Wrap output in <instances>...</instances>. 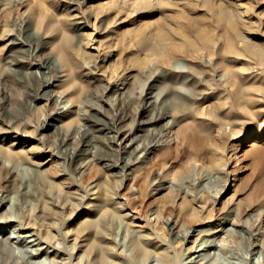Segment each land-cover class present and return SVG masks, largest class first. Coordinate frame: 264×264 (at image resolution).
I'll return each mask as SVG.
<instances>
[{"label": "rangeland", "instance_id": "374dc122", "mask_svg": "<svg viewBox=\"0 0 264 264\" xmlns=\"http://www.w3.org/2000/svg\"><path fill=\"white\" fill-rule=\"evenodd\" d=\"M111 1L0 0L6 18L4 23L0 15V219L15 215L44 237L49 230L60 248L85 245L90 250L93 244L115 241L121 252L116 264H171L169 252L184 254L180 246L163 252L172 233L234 218L247 234L258 233L264 264V0H160L149 8L129 3L135 0L109 7ZM217 13L228 17L219 19ZM151 20L158 27L151 24L138 37L129 34ZM195 26L216 43L200 50L185 44L184 37L197 41ZM5 30L15 34L4 37ZM68 33L72 37L64 43ZM165 33L174 40L163 41ZM18 35L22 46L19 40L9 44ZM165 47H172V55L188 68L183 78L157 59ZM40 59H47L43 67ZM110 64L123 78L113 80ZM42 75L54 79L37 92ZM144 91L150 93L146 100ZM160 114L165 116L159 128L172 119L178 122L172 129L177 137L160 138L145 163L115 167L117 154L111 149L116 146L110 139L128 136L124 143L132 139L131 148L147 143L154 128L147 121ZM61 135L87 142L72 164L73 145L60 146ZM33 168L44 171L40 188L47 193L38 192ZM45 202L51 212L42 210ZM192 208L198 214H191ZM152 213L156 226L141 228L137 222ZM96 220H103L105 230L91 228ZM19 226L10 221L0 229L5 237L13 236ZM137 242L147 250L145 256L135 248ZM230 245L239 255L246 240L232 236ZM0 255L1 264L15 263Z\"/></svg>", "mask_w": 264, "mask_h": 264}, {"label": "bare ground", "instance_id": "6f19581e", "mask_svg": "<svg viewBox=\"0 0 264 264\" xmlns=\"http://www.w3.org/2000/svg\"><path fill=\"white\" fill-rule=\"evenodd\" d=\"M198 1V0H196ZM202 1V0H201ZM155 2H160L157 1V0H135V1H132V2H129V3H132L133 5H143L145 7H152V5L155 4ZM119 3H123V4H127V0L125 1H122L121 0H112L110 3H109V7H115L117 6ZM210 3H212V1H210ZM108 5V4H107ZM141 6V7H143ZM199 6V4H198ZM140 7V8H141ZM207 7V6H206ZM144 8V7H143ZM210 8V7H209ZM221 8V7H219ZM219 10V9H218ZM217 10V11H218ZM0 11H2V9H0ZM119 12V11H118ZM223 12V11H222ZM226 12V11H225ZM168 13V12H167ZM118 14V13H117ZM218 14V13H217ZM1 15V20L2 22H6V18H2V14L0 13ZM220 14H218L217 18L220 19V17H228V16H219ZM222 15V14H221ZM230 15V14H229ZM117 16V15H116ZM189 17V16H187ZM230 17H232L230 15ZM122 18V17H121ZM192 18V17H191ZM218 19V20H219ZM225 19V18H224ZM123 20V19H122ZM129 20V19H128ZM131 20V19H130ZM188 20V18H187ZM191 20V19H190ZM232 20V19H230ZM64 21V20H63ZM67 22V20H65ZM118 21V20H117ZM125 21V20H123ZM152 21V20H151ZM86 22V21H85ZM115 22V21H114ZM147 22V21H145ZM149 22V21H148ZM155 22V21H154ZM228 22H230L228 20ZM38 23V22H37ZM62 23V22H61ZM89 24V22H87ZM118 23V22H117ZM156 23V22H155ZM153 21L152 23H143V26H138V27H135V30H133L132 32H130L129 34L130 35H138V32L141 31V30H146V29H149L151 26V24L154 26ZM190 23V22H189ZM232 23V25H231ZM67 24V23H66ZM64 23V25H66ZM73 24V23H72ZM157 24V23H156ZM155 24V26H156ZM192 24V23H191ZM230 24V25H229ZM64 25L62 26V28H64ZM194 25V24H193ZM228 25L231 27H234L235 24H233V20L232 22L228 23ZM66 26H69V23L68 25ZM88 26V25H87ZM136 26V25H135ZM158 27V26H156ZM193 26H191L192 28ZM196 27V26H195ZM59 28V27H58ZM67 28V27H65ZM64 28V29H65ZM134 28V26L132 27ZM131 28V29H132ZM154 28V27H153ZM152 28V29H153ZM179 28V27H178ZM197 29L195 30V38H197L196 42L195 41H188V38L183 37L185 38V44L186 43H189L194 50H200V49H203L204 46H213V44H215V40L209 36H207L205 34V32L203 30H198V27H196ZM3 29V28H2ZM57 29V27L55 28ZM63 29V31H64ZM70 29V28H69ZM161 29V28H160ZM164 29V28H163ZM230 29V28H229ZM233 28H231V34L234 35V32H236L235 30V27H234V32L232 31ZM58 30H61L60 28ZM162 30V29H161ZM172 30V29H171ZM180 30V28H179ZM178 30V31H179ZM182 30V29H181ZM193 30V29H192ZM2 31V30H1ZM67 31V29H66ZM131 31V30H130ZM156 31V30H155ZM153 31V32H155ZM159 31V30H158ZM167 31L168 33H170V30H165ZM177 31V32H178ZM35 32V31H34ZM60 32V31H59ZM157 32V31H156ZM155 32V33H156ZM160 32V31H159ZM158 32V33H159ZM162 32V31H161ZM229 32V33H230ZM233 32V33H232ZM151 33V32H150ZM164 33V32H163ZM161 33V34H163ZM176 33V32H175ZM15 33L12 31V30H9V31H6L4 32V37L6 36H13ZM127 34V37L128 35ZM140 34V33H139ZM141 34L143 35V31H141ZM149 35V33H147ZM126 35V34H125ZM158 35V34H157ZM181 35V34H180ZM139 36V35H138ZM137 36V37H138ZM150 36V35H149ZM153 36V35H152ZM156 36V34L154 35ZM212 36V35H211ZM239 36L241 35H238V38ZM70 36L69 33L68 34H65V37H64V43H68L69 40H70ZM82 37L83 34H82ZM131 37V36H130ZM142 37V36H140ZM231 37V36H230ZM233 37V36H232ZM245 37V36H243ZM150 38V37H149ZM149 38L147 40H149ZM158 38V37H157ZM246 38V37H245ZM131 39V38H129ZM139 39L138 41H142L141 38H137ZM230 39V38H229ZM228 39V40H229ZM19 40L17 44H19L21 47L22 46V43L23 41L20 39L19 35L17 36V38H11L10 39V43L9 44H16V41ZM146 40V39H145ZM165 40H168L169 42H171L172 40H174L173 36L172 35H169L167 33L164 34V37H163V41ZM231 40H233V38H231ZM240 40V39H239ZM248 40V39H247ZM92 41V40H90ZM137 41V42H138ZM134 42V40H133ZM242 42H243V39H242ZM248 42V41H247ZM139 43V42H138ZM142 43V42H141ZM155 43V42H154ZM230 43V42H229ZM8 44V45H9ZM150 44V43H148ZM249 44V43H248ZM70 45V43L68 44ZM138 45V44H137ZM141 46V44H139ZM143 45V44H142ZM147 44L144 43V46L145 47ZM243 45V44H242ZM244 45H245V42H244ZM28 51H32L31 46L28 45ZM67 46V45H66ZM152 46V45H151ZM177 46H179V44L177 43ZM70 47V46H69ZM185 47V46H183ZM216 47V45H215ZM232 47V46H231ZM247 47V46H246ZM58 48V47H57ZM214 48V47H213ZM145 49V48H144ZM157 48H155V51H156ZM246 49H249L246 48ZM252 49L254 50V48H250V50L252 51ZM57 50V49H56ZM59 50V49H58ZM95 50V48H94ZM142 50V48H141ZM152 50V49H151ZM233 50V49H232ZM243 50V48H242ZM248 50V51H250ZM61 51V50H60ZM59 51V52H60ZM159 51V50H158ZM157 51V52H158ZM174 49L172 47H165V48H162L160 50L161 54H157L158 57L157 59L159 61H162L164 62L165 64H169V66L171 68H173L176 72V77L177 78H183L184 75L183 74V70L184 71H187L188 68L185 67V64L183 61H181L180 59H176L172 53H173ZM230 51V50H229ZM255 51V50H254ZM257 51V50H256ZM151 52V51H150ZM156 52V53H157ZM258 52V51H257ZM256 52V53H257ZM61 53V52H60ZM63 53V52H62ZM153 53V52H152ZM159 53V52H158ZM167 53V54H166ZM195 53V52H194ZM259 53V52H258ZM57 54V53H56ZM68 54V53H67ZM65 54V55H67ZM111 54V53H110ZM150 54V53H148ZM232 54V52H231ZM246 54V53H244ZM151 55V54H150ZM149 55V56H150ZM257 55V54H256ZM63 56V55H61ZM195 56V54H194ZM247 56V55H245ZM255 57V56H254ZM60 58V57H59ZM66 58V57H65ZM105 58V56L103 57ZM107 58V57H106ZM155 58V57H154ZM153 58V59H154ZM179 58V57H177ZM62 59V58H61ZM64 59V57H63ZM116 59V58H114ZM139 59V58H138ZM145 59V58H143ZM156 59V60H157ZM211 59V58H210ZM117 61V60H116ZM115 61V62H116ZM141 61V60H140ZM16 62H20L19 60H16ZM134 62V61H133ZM143 62H145V60H143ZM147 62V60H146ZM156 62V61H155ZM47 63V59H40V61H38V66L39 67H43L45 64ZM114 63V62H113ZM138 63V62H137ZM136 63V64H137ZM142 63V62H140ZM13 64H15V62H13ZM108 64V63H107ZM146 64V63H145ZM135 65V64H134ZM133 65V66H134ZM142 66V65H141ZM107 68V67H105ZM127 68V67H126ZM125 68V69H126ZM108 69H110V72L113 74L112 75V78L113 80L114 79H118L119 76H121L122 72L119 73L118 71H116V67L114 64H110V68H109V65H108ZM107 69V70H108ZM106 70V71H107ZM127 70V69H126ZM99 71V70H98ZM109 71V70H108ZM189 71V70H188ZM105 72V71H103ZM103 72L101 73L103 75ZM43 73V72H42ZM96 73V72H95ZM187 73V72H186ZM49 74V73H48ZM97 74V73H96ZM46 75V74H45ZM101 77L103 78V75ZM111 75H108V76H111ZM123 76V75H122ZM121 76V78H123ZM154 76V75H153ZM108 78V77H107ZM106 78V79H107ZM111 78V77H110ZM54 79L53 76L51 75H48V76H44L42 75L41 76V79L39 80L38 82V88L35 89V91H39L42 87H46V86H49L50 83H51V80ZM105 79V78H104ZM108 81V80H107ZM110 82V81H108ZM115 82V81H114ZM52 84V83H51ZM115 84H118V83H115ZM110 86V85H109ZM234 86V85H233ZM155 87V85H154ZM183 87V86H182ZM181 87V88H182ZM151 88V87H150ZM149 88V89H150ZM156 90V89H155ZM248 90V89H247ZM118 91V90H117ZM239 91V90H238ZM36 92L35 96H38V93ZM145 92V91H144ZM152 92V91H151ZM35 93V92H34ZM148 92H145L144 94V99L146 100L147 96H148ZM234 94H238V93H235ZM43 95V94H42ZM61 96V95H60ZM157 96V95H156ZM155 96V97H156ZM159 96V95H158ZM52 99V98H51ZM55 99V98H54ZM237 101V100H235ZM58 109V108H57ZM67 109V108H66ZM175 109V108H174ZM184 109V108H183ZM246 110V109H245ZM249 110V108L247 109V111ZM61 109L56 111L57 113H61ZM67 111V110H64V112ZM70 112V110H68ZM179 111V110H178ZM183 111V110H182ZM246 111V112H247ZM63 113V112H62ZM175 113V110L174 112ZM172 113V114H173ZM179 113H181V111H179ZM183 113V112H182ZM182 113H181V116H182ZM52 114V113H51ZM184 115V114H183ZM164 116L165 114H160L158 116H154V117H151L147 122L148 124H151L152 126H154V128L152 130H150V132H148L147 134V139H148V142L147 143H138L136 145V147L134 148H131L130 145L133 144V140L131 139L129 142H127L126 144L124 143L127 139L128 136H124L121 140H119V134L115 135V138L114 136H112L114 138V140H111L114 144H115V150L114 149H111L113 150V152L115 151L116 154H117V157H116V160H115V167H122V168H126V167H130L132 166L133 164L135 163H138V162H142V163H145L147 160H148V157L149 155L154 151L155 148H157V143H158V140L164 136H173V132L172 129L174 128V125L178 122H176L175 120H171L170 122L168 121L167 124H164L161 126V128L158 127V124L159 122H161V120L164 119ZM173 116V115H172ZM176 116V115H174ZM102 122V121H101ZM104 122V121H103ZM139 127H141L143 123H137ZM105 126V125H104ZM102 128V127H100ZM99 128V129H100ZM98 129V130H99ZM103 129V128H102ZM175 130V129H174ZM4 131V130H3ZM0 132L1 129H0ZM5 132V131H4ZM3 133V132H2ZM176 133V132H174ZM146 135V134H145ZM186 135V134H185ZM175 137H177L176 135H174ZM173 136V137H174ZM60 146H71L70 147V158H68V161L69 163L72 164L73 161H75V159H77L80 154L84 151L85 147H87L84 139L80 140L79 142L74 140L75 138L74 135L73 137L71 136H67V135H61L60 136ZM85 137V136H84ZM190 137V136H189ZM112 138V139H113ZM125 138V139H124ZM143 138V137H142ZM79 139V138H78ZM70 142V143H69ZM89 142V141H88ZM135 144V143H134ZM254 143H252L250 146H253ZM133 147V146H132ZM84 148V149H83ZM36 149V148H34ZM33 149V151H35ZM87 149V148H86ZM42 150V149H40ZM27 152V151H26ZM38 152V151H36ZM33 154V153H32ZM115 154V153H114ZM123 154H127V158H125L123 156ZM138 156H134L135 157V160L134 159H130L132 157V155H137ZM126 156V155H125ZM1 157V155H0ZM30 159V157H29ZM147 159V160H146ZM106 160V159H105ZM27 161V160H26ZM110 161V160H109ZM2 160L0 159V165L2 164L1 163ZM4 163V162H3ZM105 164H108L107 162ZM42 165V164H41ZM106 166H110L109 165H106ZM6 167V166H5ZM36 167V166H34ZM81 167H84V166H81ZM80 167V168H81ZM82 169V168H81ZM80 169V170H81ZM46 170H50V169H46ZM74 170V169H73ZM8 171V170H7ZM10 171L12 172V168L10 169ZM46 171V172H48ZM85 171V170H84ZM31 172H33V182L37 184V189H38V192L41 194L42 190L40 188V185L43 184V178H44V175L43 172L39 171V170H31ZM49 173V172H48ZM49 176V175H48ZM50 177V176H49ZM50 179V178H49ZM47 179V180H49ZM46 180V179H45ZM46 180V181H47ZM52 183H50V185H56L57 182H55V184L53 183L52 180H50ZM49 181V182H50ZM30 183V182H29ZM45 183V182H44ZM28 189H30V184H28ZM34 185L35 187V184H32ZM49 185V184H48ZM62 185V184H61ZM42 186V185H41ZM60 186V185H59ZM43 187V186H42ZM46 188V186H44ZM55 187V186H54ZM58 187V186H57ZM158 187V186H157ZM33 188V187H31ZM50 189V193H51V189L54 190V188H50V187H47ZM64 188V187H62ZM27 189V190H28ZM59 189V188H58ZM32 190V189H31ZM35 190V189H34ZM64 190V189H62ZM61 190V191H62ZM30 191V190H29ZM44 192V191H43ZM46 192V191H45ZM44 192V193H45ZM60 192V191H59ZM63 192V191H62ZM89 192V191H88ZM88 192H86L85 194H89ZM47 193V192H46ZM49 193V194H50ZM94 193V192H93ZM108 193V192H107ZM63 194V193H62ZM73 194V193H72ZM76 194V192H75ZM47 195V194H46ZM51 195V194H50ZM105 195V194H104ZM85 196V195H84ZM42 197V196H41ZM50 197V196H49ZM86 197V196H85ZM46 198V197H45ZM79 198V197H78ZM42 198H40L41 200ZM2 202H5L7 201V199H5L4 197H2ZM37 200V198H36ZM107 200V199H106ZM43 202V200H42ZM99 202V201H98ZM102 202V201H101ZM72 203V202H71ZM100 204V203H99ZM70 205H73V204H70ZM69 205V206H70ZM101 205V204H100ZM103 205V204H102ZM101 205V207H103ZM41 206V205H40ZM43 206V205H42ZM49 206V205H48ZM46 205V202H45V207L42 209L43 211L47 210L46 212H51V208L48 207ZM39 207V205H38ZM71 207V206H70ZM69 207V208H70ZM74 207V206H73ZM100 207V206H99ZM100 207V208H101ZM98 208V206H97ZM66 209V208H65ZM72 209V208H71ZM102 209V208H101ZM99 210V209H98ZM70 211V210H69ZM198 210L197 208H192V212L191 214L193 215H196L198 214ZM201 212V210H200ZM104 213V212H103ZM55 214V213H54ZM135 214V213H134ZM23 217V216H22ZM20 217V218H22ZM46 217V216H45ZM51 217V216H50ZM127 217H128V214H127ZM136 217V216H135ZM133 217V218H135ZM19 218V217H18ZM15 215H11V216H3L1 217L0 219V228L2 227V225H9L10 224V221H14V222H19L20 223V226L17 227V230H15V232L13 231L12 233H16V235H8V236H4L5 235V231L1 230L0 229V252H3L5 254V257H9V258H12L15 260V263L14 264H116V257L121 253L119 251V247H118V244L113 241V243L111 244H102V242H100L99 244H93L92 246H90V250L89 249H86L85 248V245L83 246H80V245H73L72 247H70V249L68 248H60L58 245H54V243L51 241V238L54 236L49 230L46 231V236L44 237L42 234H41V229H38V228H35L33 226H30L28 224H22L20 222V219H18ZM99 218V217H98ZM129 218V217H128ZM23 219V218H22ZM45 220L47 218H44ZM26 220V219H25ZM140 220V217L139 219ZM217 223H212L208 226H206V228L204 229H199V230H194L193 228L191 230H187L186 232H184L183 234L179 235V232H174L172 233L174 235V239L171 243H164L163 242V252H167L168 253V250H173V248L175 246H180L181 250L184 252L183 256L181 255V257L178 256L179 254V251L177 250H174L172 252H169L171 253L170 256L172 258V262L171 264H261L262 261H259L260 258L263 259V256L261 255V245L257 243L258 241V233L257 232H251L249 234H247L248 232L245 231L243 229L242 226L239 225V221H237V219H234V218H231L229 219L228 217H221L219 220L217 219ZM133 222V220H132ZM48 223V222H47ZM106 223V221H105ZM138 225H140L141 228H145L147 225L150 226V227H153V226H156V215H154V213L151 214V216H149V218H147L146 221L142 222V221H139L137 222ZM142 223V224H141ZM144 223V224H143ZM49 224V223H48ZM131 224V222H130ZM129 222L127 225H130ZM227 224H230L231 226L227 227L226 225ZM51 225V223H50ZM134 227L135 226H138L136 225L135 223L133 224ZM147 226V227H148ZM139 227V228H140ZM28 228H32L30 229L31 231L29 233H19L18 230H25V229H28ZM91 228H95L96 230H103L104 229V222L103 220H96V222L92 225ZM173 227H171V230L173 231ZM105 230V229H104ZM142 230V229H140ZM139 230V231H140ZM99 232V231H98ZM70 233V232H69ZM220 234H223V237H221L220 239H218V236ZM69 236L68 234L66 235V237ZM235 237V236H238L240 239H245L246 240V245H245V250L242 252V254H235L233 253V249H231L230 247H232V245L229 246V240L231 237ZM55 237V236H54ZM53 237V238H54ZM179 237H182V240H178ZM141 238H145V235L142 236ZM143 242V241H142ZM77 243V242H76ZM41 244H44V246H42ZM144 244V243H143ZM188 245V247H186ZM36 246V247H34ZM135 248L143 255L145 256L147 254V250H145L143 247H141V244L139 242L135 243ZM235 247V246H234ZM90 251V253H89ZM96 252V253H95ZM92 253H95V256L91 255ZM189 253L190 255L187 256L186 254ZM168 255V254H167ZM43 256V258H42ZM93 256V257H91ZM114 257V258H113ZM0 259H1V255H0ZM6 260V259H5ZM12 262V261H11ZM2 263V261L0 262V264ZM13 263V262H12Z\"/></svg>", "mask_w": 264, "mask_h": 264}]
</instances>
